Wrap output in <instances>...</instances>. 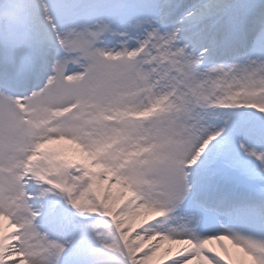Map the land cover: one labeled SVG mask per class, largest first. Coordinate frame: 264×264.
Wrapping results in <instances>:
<instances>
[{
  "label": "snow or ice",
  "instance_id": "snow-or-ice-1",
  "mask_svg": "<svg viewBox=\"0 0 264 264\" xmlns=\"http://www.w3.org/2000/svg\"><path fill=\"white\" fill-rule=\"evenodd\" d=\"M150 262L264 264V0H0V264Z\"/></svg>",
  "mask_w": 264,
  "mask_h": 264
},
{
  "label": "bare ground",
  "instance_id": "bare-ground-1",
  "mask_svg": "<svg viewBox=\"0 0 264 264\" xmlns=\"http://www.w3.org/2000/svg\"><path fill=\"white\" fill-rule=\"evenodd\" d=\"M42 153H50L54 156V158L57 159H63V160H71L74 158H80L82 157V153H80L76 148H72L70 144L67 141H61V142H56L52 145L47 146ZM103 187V186H102ZM112 195L113 197L119 199L121 195L125 196L124 193H120L116 187H113ZM141 217H137L136 220L133 221V223H137ZM225 243L226 247L228 248L229 254L235 259L237 255H242L239 253L238 249H235L231 246V244H228L227 242ZM178 247L177 245H173V248ZM211 247L216 248V251L219 252L220 249L218 248L217 245L213 244ZM223 255V253H221Z\"/></svg>",
  "mask_w": 264,
  "mask_h": 264
}]
</instances>
